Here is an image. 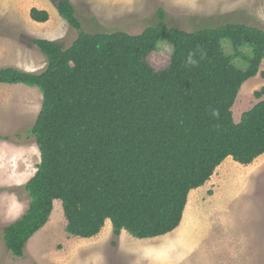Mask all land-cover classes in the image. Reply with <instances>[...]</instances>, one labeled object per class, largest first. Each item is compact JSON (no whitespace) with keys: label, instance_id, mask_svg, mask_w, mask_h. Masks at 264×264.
Listing matches in <instances>:
<instances>
[{"label":"trees","instance_id":"trees-1","mask_svg":"<svg viewBox=\"0 0 264 264\" xmlns=\"http://www.w3.org/2000/svg\"><path fill=\"white\" fill-rule=\"evenodd\" d=\"M50 2L77 31L72 43L32 38L45 57L41 71L0 67V83L36 87L42 96L30 128L40 158L23 185L28 207L3 230L14 257L48 222L54 200L74 237L97 235L107 219L114 237L121 230L139 239L167 234L181 223L189 192L227 157L249 165L264 153V85L239 121L231 111L246 80L264 79V29L228 22L186 31L167 26L159 8L158 23L138 34L88 33L70 0ZM29 16L49 19L37 7ZM160 42L172 53L155 69L148 56ZM189 53L196 64L187 63Z\"/></svg>","mask_w":264,"mask_h":264},{"label":"rangeland","instance_id":"rangeland-1","mask_svg":"<svg viewBox=\"0 0 264 264\" xmlns=\"http://www.w3.org/2000/svg\"><path fill=\"white\" fill-rule=\"evenodd\" d=\"M14 1L0 0V7L9 9ZM70 1L88 33L122 30L138 34L158 23L159 8L167 26L186 31L228 22L264 29V0ZM12 7L20 14L30 4L18 0ZM8 17V12L0 16V67L13 66L22 57L36 62L35 71L39 72L45 66L44 55L32 44V37L4 19ZM76 36L77 31L66 24L59 44L66 48ZM18 47L25 53L29 50L30 56L19 54ZM157 48L148 61L161 69L168 64L172 47L160 42ZM223 49L237 66H245L227 41ZM241 51L247 53L245 48ZM260 70H264V60ZM263 85L259 75L241 85L231 107L235 122L242 112L264 99V95L260 99L253 95ZM41 98L36 87L0 83V173L10 176H0V264H264V154L249 165L230 157L229 163L216 168L199 189L197 200H188L179 226L158 239H139L129 233L119 238L111 235V230L105 238L71 236L65 231L61 201L54 200L48 222L28 240L23 257H14L5 247L3 230L28 207L23 185L34 174L40 158L30 128Z\"/></svg>","mask_w":264,"mask_h":264},{"label":"crops","instance_id":"crops-1","mask_svg":"<svg viewBox=\"0 0 264 264\" xmlns=\"http://www.w3.org/2000/svg\"><path fill=\"white\" fill-rule=\"evenodd\" d=\"M17 1L18 0L14 1L13 3H10L8 5V7L10 5L13 6V4H15ZM26 2L28 4H30V7H37L39 9H45L49 13V19L46 22H43V23H39V22H36V21L32 20L30 18V16H29V8L30 7H28L27 10H24L20 14L12 6H10L9 9H7V8H1L0 7V16L1 17H4V15L8 12L9 17L8 18H4V19H8L9 22L14 27L22 30L25 34L29 35L32 38L48 39V40H53V41H57L58 43H60L61 42V40H60L61 38H59V36L61 35V33H63L64 28H65L67 22L65 24V22H63L62 19H60L56 15L57 10L53 6V4L52 3H49L47 0H26ZM51 19L54 21L53 24H52V20ZM47 25H49L48 28L45 27ZM17 49H18V51L20 50L19 51V54H21V55L22 54H25V55L30 56V51L29 50H27L26 53H25L22 50L21 47H18ZM20 58H21L20 60H15V62L13 64L14 67H17V68L22 69V70H25V71H32V72H36L35 70H38V68H36V62H33V64H32V63H29L28 62L29 60H27V59L25 60L22 57H20ZM39 70H40V68H39ZM260 156H258V157H260ZM230 161H231L230 157H227L225 159V161L222 162L221 164H224L225 162L226 163H229ZM203 186H200L198 188L192 189L189 192V194H188L187 202L190 199V197H192L193 200L194 199L197 200V198L199 196V189L201 187H203ZM186 205H187V203H186ZM110 230H111V235H113L112 234L111 222H110L109 219H107L105 221V224L102 227L101 231L96 236H100L102 238H105L106 235L110 234V232H109ZM125 235L126 236L128 235L127 232L125 230H121V232H120V234H119L118 237L120 238V237L125 236ZM92 238H94V237H92ZM158 238L159 237L157 236V237L143 238V239L144 240H151V239H158ZM131 239H133V238H131ZM136 241H138V240H136ZM157 243L158 242H156V244ZM156 244L153 243V245H156Z\"/></svg>","mask_w":264,"mask_h":264},{"label":"clouds","instance_id":"clouds-1","mask_svg":"<svg viewBox=\"0 0 264 264\" xmlns=\"http://www.w3.org/2000/svg\"><path fill=\"white\" fill-rule=\"evenodd\" d=\"M193 56H194L193 53H189L188 58H187V63L193 64V65L197 63V61L195 59H193Z\"/></svg>","mask_w":264,"mask_h":264},{"label":"bare ground","instance_id":"bare-ground-1","mask_svg":"<svg viewBox=\"0 0 264 264\" xmlns=\"http://www.w3.org/2000/svg\"><path fill=\"white\" fill-rule=\"evenodd\" d=\"M180 6H181V5H180ZM5 175H6V176H5ZM0 176H3V178H9V177H10L9 175H7V174H2V173H0ZM14 176H15V175H14ZM12 179H13V178H12ZM12 179H11V180H12ZM14 179H15V178H14ZM14 179H13V180H14Z\"/></svg>","mask_w":264,"mask_h":264}]
</instances>
